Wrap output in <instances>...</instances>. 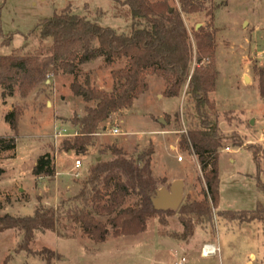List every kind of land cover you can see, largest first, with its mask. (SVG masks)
Instances as JSON below:
<instances>
[{"label": "rangeland", "instance_id": "1", "mask_svg": "<svg viewBox=\"0 0 264 264\" xmlns=\"http://www.w3.org/2000/svg\"><path fill=\"white\" fill-rule=\"evenodd\" d=\"M166 1L171 8L178 9L177 0ZM201 5L203 10L184 17V23L193 48L194 33L200 28L215 34L217 81L209 99L220 114L219 130L225 138L218 156L219 209L252 211L257 203H264V195L257 188V167L252 156V152L258 153L259 178L264 185V99L259 97L253 73L254 67H264V0H203ZM67 6L72 13L84 15L100 26L119 33L129 31L128 8L112 0H0V56L19 48L36 49L38 40L29 37L30 32L40 21ZM7 35L11 36L9 44L1 45ZM81 66L77 68L81 83L87 76L92 87L110 91V72L122 68L124 61L106 66L102 59L101 65L91 67L90 71ZM71 82L72 77L61 72L49 75L25 98L18 92L10 99L3 98L0 88V137H15L16 144L13 158L10 152L0 155V169L4 172L0 176V217H29L39 206L58 207L77 194L96 163L113 159L111 147L134 159L143 151H153L150 170L156 185L152 198L161 199L162 189L170 193L172 183L181 181L185 187L179 208L202 200L204 183L197 158L179 147L188 123L183 114L187 106L185 90L178 99L164 98L160 91L164 83L155 76L147 84L150 90L132 109L112 116L104 124L105 130L92 138L90 145L95 139L101 149L97 148L90 160L80 159L73 152L75 156H68V152L61 150L62 142L72 139L68 137L70 130L63 138H53L61 126L77 129L72 119L83 117L84 108L93 105L72 95ZM14 108L21 110L16 136L4 122V116ZM223 113H231L227 117L232 120H226ZM112 129H117L119 135H112ZM225 147L230 152L223 151ZM57 152L62 154H57L54 164ZM44 154H49L56 165L58 175L53 180L32 176L36 160ZM178 157L182 162H177ZM74 160L82 162L81 169L74 171ZM135 202L136 197L132 196L125 207ZM178 209L160 216L164 225L154 218L147 222L145 232L109 237L104 243L90 241L78 226L64 219L55 232H35L27 253L16 252L22 232L0 231V264L8 257L5 264H46L47 254L40 256L45 249L54 254L51 264H178L181 257L186 260L184 264H264L260 223H229L212 210V224L198 226L193 237L181 246L182 241L170 238L182 232ZM202 238V242L218 249L214 256H201Z\"/></svg>", "mask_w": 264, "mask_h": 264}, {"label": "trees", "instance_id": "2", "mask_svg": "<svg viewBox=\"0 0 264 264\" xmlns=\"http://www.w3.org/2000/svg\"><path fill=\"white\" fill-rule=\"evenodd\" d=\"M128 8L130 28L119 33L100 26L86 17L72 13L70 6L40 21L29 37L38 40L32 51L15 49L7 56H0V88L2 97H12L18 92L25 98L37 86L45 83L49 75L61 72L70 75V92L85 104V115L74 117L71 123L77 128L72 139L63 141L61 150L85 155L92 138L105 130L112 115L129 110L134 101L148 90L147 77L156 76L164 83L162 96L179 98L183 90L186 108V132L180 137L181 150L190 151L197 158L202 172L204 189L202 200L184 204L178 209L182 232L170 238L186 242L193 237L198 226L212 224V210L229 223L262 225L264 238V203H257L252 211H218L219 206V149L225 138L220 133L214 103L209 95L215 92V34L204 28L194 33V48L184 23V17L203 10V0H177L178 9L171 8L166 0H112ZM7 35L1 45L7 46ZM102 58L106 66L124 61V66L111 70L113 82L109 92L92 87L89 78L79 81L78 66ZM258 94L264 99V67H254ZM21 110L14 108L4 116V122L17 135ZM231 113H223L227 120ZM232 118H229L230 122ZM235 145V144H234ZM15 137H0V155L10 152L14 157ZM113 159L96 163L89 170L87 180L77 194L58 207L39 206L29 217H0V231L19 230L23 234L16 252H28L35 232H55L64 219L78 226L82 235L94 243H104L109 237L134 236L145 232L147 222L172 211L156 210L152 194L156 181L151 176L150 164L153 151L148 149L136 159L121 149L111 147ZM257 167V188L264 195V185L259 174L260 159L252 152ZM139 164H142L140 167ZM0 169V176L3 175ZM35 178H55V166L49 154L39 156L32 169ZM136 197L132 206L125 207L130 197ZM66 205H68L66 207ZM97 218H105L104 222ZM46 264H51L54 254L48 250ZM9 260L5 259L4 264Z\"/></svg>", "mask_w": 264, "mask_h": 264}, {"label": "crops", "instance_id": "3", "mask_svg": "<svg viewBox=\"0 0 264 264\" xmlns=\"http://www.w3.org/2000/svg\"><path fill=\"white\" fill-rule=\"evenodd\" d=\"M79 16V15H78ZM81 17H84V15L83 16H81ZM96 23H98V22H96ZM99 24V23H98ZM100 25V24H99ZM1 41V40H0ZM101 60L102 59H100V58H98V59H96V60H94V61H92V62H90V63H87V64H84V65H82L81 67L82 68H85L86 70H89L90 71V68L91 67H94V66H99V65H101ZM88 72V71H87ZM154 77L155 76H149L148 78H147V84H148V82L150 81V80H154ZM48 83V82H47ZM161 84V83H160ZM112 86V85H111ZM101 90H104V89H102V88H100ZM107 90H108V88H107ZM107 90H105L106 92H109V91H107ZM150 90V87H149V85H148V91ZM164 90V88H163V85H161L160 86V91H163ZM147 91V92H148ZM147 92H145L144 94H142L141 96H139V98L137 99V100H135L134 101V103H133V105H132V107L130 108V109H132L136 104H137V102H139L140 101V99L142 98V97H144L145 95H146V93ZM159 97V96H158ZM161 97V96H160ZM7 98H11V97H7ZM175 99H178V98H175ZM112 116H114V115H112ZM111 116V117H112ZM110 117V118H111ZM105 124V123H104ZM103 124V125H104ZM67 125V124H66ZM64 131L65 133H67V131L68 130H70V136H68V137H70V138H72V137H74L75 136V134H76V129H71V128H67V126H61L60 128H58L57 129V131ZM102 133V132H101ZM99 137H100V135H99ZM98 137V138H99ZM63 138V137H62ZM97 148L100 150L101 149V145H98V146H96V140L94 139L93 140V142H92V144L87 148V152H86V154L85 155H82V156H79L80 157V159H82V158H84V159H90L91 160V158H92V156H93V154L95 153V151H97ZM57 154L59 155V154H62V152H57L56 154H55V157H54V159H55V161H54V164H55V162H56V156H57ZM66 155H68V156H72L73 157V153L72 152H68V153H66ZM14 156H15V154H14ZM75 156V155H74ZM79 157H77V158H79ZM97 159H99V158H97V157H93V160L94 161H96ZM178 159V158H177ZM75 161L76 160H74V163H75ZM80 161V160H79ZM81 162V161H80ZM177 162H182V160L181 161H178L177 160ZM197 162V161H196ZM90 165V161H89V164H88V166ZM55 166V177H56V175H58V173L56 172V165H54ZM81 167H82V162H81V166H80V168H78V169H76L74 166H73V169H74V171L76 170H79V169H81ZM182 186L183 187H185V184L183 185L182 184ZM218 211H222V210H220L219 209V206H218V209H217ZM223 211H226V210H223ZM254 223H256V222H254ZM252 224V223H251ZM240 225H245V224H240ZM181 230H182V227H181ZM197 231V230H196ZM178 233V232H177ZM180 233H181V231H180ZM202 240H205V239H201L200 241H201V243H202V246L203 245H205V244H208L209 245V243H205V242H202ZM179 243V242H178ZM180 243H182L181 244V246H183V245H185L186 243H183V242H180ZM201 246V247H202ZM215 247V246H214ZM186 262V261H185Z\"/></svg>", "mask_w": 264, "mask_h": 264}, {"label": "water", "instance_id": "4", "mask_svg": "<svg viewBox=\"0 0 264 264\" xmlns=\"http://www.w3.org/2000/svg\"><path fill=\"white\" fill-rule=\"evenodd\" d=\"M199 28V25L196 29ZM252 124V121H251ZM99 161V159H97ZM183 186L181 181H175L171 185V192H167L165 189L160 191L159 198H152L153 206L156 210H176L179 208L182 201Z\"/></svg>", "mask_w": 264, "mask_h": 264}, {"label": "built area", "instance_id": "5", "mask_svg": "<svg viewBox=\"0 0 264 264\" xmlns=\"http://www.w3.org/2000/svg\"><path fill=\"white\" fill-rule=\"evenodd\" d=\"M56 134H54V139L57 140L59 138H62V137H65V132L64 131H57L55 132ZM111 134L114 135V136H117L119 135V131L117 129H112L111 131ZM225 152H230V149L228 147H225L224 150ZM178 161H181L182 158L181 157H178L177 159ZM81 166V162L79 160H76L75 163H74V167L76 169L80 168ZM218 249L215 248L213 245H203L202 248H201V256L202 257H211V256H214L216 253H217ZM185 258L184 257H181L180 258V261L178 262V264H184L185 263Z\"/></svg>", "mask_w": 264, "mask_h": 264}]
</instances>
